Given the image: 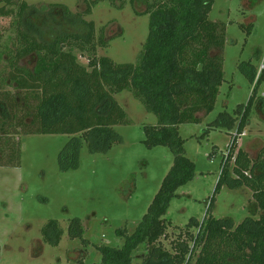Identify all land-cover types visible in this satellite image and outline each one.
Returning a JSON list of instances; mask_svg holds the SVG:
<instances>
[{
	"label": "trees",
	"instance_id": "trees-1",
	"mask_svg": "<svg viewBox=\"0 0 264 264\" xmlns=\"http://www.w3.org/2000/svg\"><path fill=\"white\" fill-rule=\"evenodd\" d=\"M82 1L85 10L73 13L60 4L36 8L20 0H0V20H11V34L3 39L0 32V167L18 165L19 141L14 139L18 135L71 136L58 155L62 172L79 167L82 140L91 154L108 152L122 143L114 127L128 124L114 95L129 91L156 118V125L143 129L144 145L168 148L173 164L135 231L131 235L116 231L123 245L96 248L99 264H131L141 245L146 249L142 264H190L196 249L194 264H264V148L254 160L239 151L232 171L235 177H231L226 166L235 147L233 139L215 194L223 185L249 189L250 216L237 226L231 219L217 220L212 215L201 224L191 219L188 228L198 230L195 236L188 235L191 248L182 241L171 254L158 245L166 231L164 216L171 200L195 173L178 128L201 123L214 109L223 82L226 35L223 25L209 20L213 0H130L132 5L141 2L145 6L141 15L148 16V36L135 64L98 57V49H105L108 42L103 29L96 37L94 23L85 19L100 2L114 6L117 0ZM80 57L87 60L86 66ZM238 68L255 83L252 94L245 106L237 107L235 118L220 113L209 128H230L237 121L240 135L249 125L264 69L257 74L250 62ZM256 101L264 118V99ZM82 232L79 220L70 222L71 239L80 238ZM41 234L45 243L55 247L63 232L52 220Z\"/></svg>",
	"mask_w": 264,
	"mask_h": 264
},
{
	"label": "rangeland",
	"instance_id": "rangeland-1",
	"mask_svg": "<svg viewBox=\"0 0 264 264\" xmlns=\"http://www.w3.org/2000/svg\"><path fill=\"white\" fill-rule=\"evenodd\" d=\"M20 1L36 8L60 4L73 13L86 8L82 0ZM144 11L141 2L132 5L130 0H117L114 6L105 1L93 7L85 19L94 23L96 37L103 29L108 42L105 49H98L97 56L116 64H135L148 36V16L141 15ZM209 20L225 27L223 82L214 109L201 123L178 128L185 156L195 165V173L191 182L176 191L164 216L166 231L158 245L171 254L182 241L192 247L188 235L195 236L198 230L188 228L191 219L201 224L212 215L217 220L231 219L237 226L250 216L249 189L231 190L223 185L215 194L222 163L237 133V121L230 128L211 129L209 125L223 112L235 118L237 107L245 106L252 94L255 83L243 75L239 64L250 62L257 74L264 69V0H213ZM10 24V19L0 20L3 39L11 34ZM79 62L87 65L85 58L80 57ZM2 69L0 63V72ZM257 98L264 99V83L257 90L244 136L235 140L226 166L231 177H235L232 171L239 151L254 160L264 148V118ZM114 100L128 120V124L114 127L122 143L106 153L91 154L82 140L75 170L62 172L58 165V155L71 136L14 138L19 141L18 165L0 167V264H99L97 247L119 248L124 239L116 231H126L127 235L135 231L173 164V154L166 147L150 149L144 145L143 129L156 125V118L129 91L114 95ZM52 220L63 232L55 247L45 243L41 234ZM73 220L81 224L80 238L68 236ZM145 251V245L138 247L131 264H142ZM198 251H194L190 264H194Z\"/></svg>",
	"mask_w": 264,
	"mask_h": 264
},
{
	"label": "built area",
	"instance_id": "built-area-1",
	"mask_svg": "<svg viewBox=\"0 0 264 264\" xmlns=\"http://www.w3.org/2000/svg\"><path fill=\"white\" fill-rule=\"evenodd\" d=\"M240 136H244V133H242L241 135H238L237 133H235L233 135V140H236L237 137H240Z\"/></svg>",
	"mask_w": 264,
	"mask_h": 264
}]
</instances>
